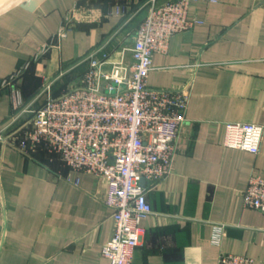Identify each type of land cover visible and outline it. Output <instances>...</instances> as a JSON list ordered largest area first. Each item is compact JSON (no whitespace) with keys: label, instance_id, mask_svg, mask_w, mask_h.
Masks as SVG:
<instances>
[{"label":"crops","instance_id":"crops-1","mask_svg":"<svg viewBox=\"0 0 264 264\" xmlns=\"http://www.w3.org/2000/svg\"><path fill=\"white\" fill-rule=\"evenodd\" d=\"M150 2L16 0L0 10V136L20 144L34 112L75 85L92 54L131 67ZM187 18L201 24L153 57L148 85L191 83L190 98L171 175L144 182L152 214L133 263L219 264L233 254L264 264V216L243 202L250 177H264V136L257 155L224 145L227 124L264 127V0H199ZM0 188V264H108L114 221L103 179L44 146L27 155L0 142Z\"/></svg>","mask_w":264,"mask_h":264},{"label":"built area","instance_id":"built-area-1","mask_svg":"<svg viewBox=\"0 0 264 264\" xmlns=\"http://www.w3.org/2000/svg\"><path fill=\"white\" fill-rule=\"evenodd\" d=\"M197 1L158 4L151 0L130 49L131 67L92 54L87 58L89 68L78 82L59 96H50L34 112L32 130L20 144L0 136L1 143L27 155L44 146L71 169L106 182L104 204L114 221L113 237L102 250L108 264H134V252L143 237L141 224L152 214L143 181L156 186L172 173L191 83L178 90H158L151 88L148 80L154 55L166 53L176 34L201 24L187 18L191 3ZM127 11L124 6L114 10L118 16ZM15 102L20 106L17 91ZM263 136L261 125L227 124L224 145L257 155ZM243 202L244 207L264 216V177H250ZM2 203L0 188V207ZM222 230L215 229L214 244L220 243ZM219 264H255V260L223 254Z\"/></svg>","mask_w":264,"mask_h":264},{"label":"water","instance_id":"water-1","mask_svg":"<svg viewBox=\"0 0 264 264\" xmlns=\"http://www.w3.org/2000/svg\"><path fill=\"white\" fill-rule=\"evenodd\" d=\"M16 0H0V10L8 6L9 4L15 2ZM144 184V181H143Z\"/></svg>","mask_w":264,"mask_h":264},{"label":"rangeland","instance_id":"rangeland-1","mask_svg":"<svg viewBox=\"0 0 264 264\" xmlns=\"http://www.w3.org/2000/svg\"><path fill=\"white\" fill-rule=\"evenodd\" d=\"M20 1H22V0H20Z\"/></svg>","mask_w":264,"mask_h":264}]
</instances>
